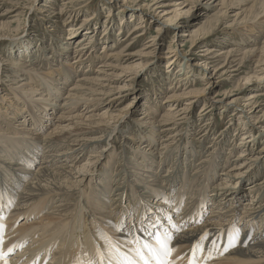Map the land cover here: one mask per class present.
<instances>
[{
  "label": "bare ground",
  "instance_id": "6f19581e",
  "mask_svg": "<svg viewBox=\"0 0 264 264\" xmlns=\"http://www.w3.org/2000/svg\"><path fill=\"white\" fill-rule=\"evenodd\" d=\"M62 1L64 2L61 5L71 3V0ZM182 1H190V4H188L189 7L187 9L184 7L185 12L184 9L182 10L181 8L167 12L163 10L158 11V6H147L148 11L145 12L147 16L149 15L147 19L151 18L153 22L157 21L159 23L156 25L155 33L157 35H152L153 38H155L154 41H156V37L161 32L162 34L168 32L167 27H173L176 30L180 27L187 28L188 25H186V21H182V19L186 14L189 15L193 9L201 6L204 9L210 8L214 10L217 5H222L226 3L225 1L227 0H207L209 2L219 1L220 4L217 3L213 6H211V2L210 4H208V2L202 4V0ZM236 1L240 4L249 3V7L255 8L256 12L252 17L240 19L238 21L236 18L238 13H235L232 15L234 18L233 22L239 23L238 25L251 24L254 30L259 31L261 35H263L264 0ZM184 2H180L179 4L185 6ZM123 4L125 5L127 2L123 1ZM72 6H74V4ZM127 6L129 7L130 5ZM44 8L41 11H44ZM139 9H141V7ZM219 11L222 14L223 11L221 12V8H219ZM10 12H12V10H10ZM172 12L174 13L167 16ZM216 13H219L218 10ZM56 16L55 14V17ZM227 17H230V15ZM92 19L94 18L91 14L90 18L84 20L80 26L74 29L85 30L87 34L89 32L87 29L89 21ZM139 19L140 22L134 24L130 33V35L135 34L132 37V41L137 39L131 44L126 43L128 40H123L121 43L125 44L120 51H117L116 47L121 43L110 46L111 48H108L106 52L107 55L104 54V60L98 63V67L95 70H91L89 66H86L85 69L83 68L84 65H88L89 62H94V55L92 56L91 54V50L93 49V44L91 45V42H93L94 39L88 35L87 37L85 34L79 36L73 42L74 45L71 47V57L73 60L70 61L73 64L69 63L70 66L68 67L65 65L68 64V62L64 64H60L59 62L57 63L58 67L56 70L50 68L48 55L42 51L37 54L35 57L36 59L33 57L28 61L25 59L7 61L3 60L0 56V84L6 81L5 84L8 86H6L5 89L8 91V95L13 96L15 100L14 102H8L9 100L6 101V104L4 103V107L6 108L4 109H2V104L0 103V109H2L3 112L6 110L13 111L15 106L19 107L20 104L21 107L22 105L25 107L30 100L28 98L29 96L32 97L31 101L39 103L37 105L33 104L34 106L42 107L40 104L47 103L44 105L47 107H45L43 111L50 110V112H54L57 109V103H53L49 99L57 96V94L60 93L61 87L66 88L65 96L59 105L60 111H58L55 116L56 121L51 123V130H46V125H42L40 115L35 114L27 106V114L31 115V118L27 124L25 123L26 125L24 124L25 121L19 120L15 123L9 121L8 124L13 125L18 131L9 134L0 131L2 134L0 135V174L6 175L4 178H0V225H2V228H0V264H77L78 261L81 262V264H87L89 260L95 261L97 259L98 247L101 250L105 247L101 233H106L114 241H117L123 252H129L132 245H130L128 241L133 237L140 239L142 242H152L148 233L143 230L148 225L158 227V230L161 232L167 230L174 235V238L171 240V247L174 248V251L169 257V259L173 261V264H187L193 252L197 253L200 264H202L203 261L204 264H264V228H260L256 232H254V230L252 231V228L259 222L260 227H264V180L262 184L258 182L261 184L259 187H256L258 185L257 183L249 188H246V186L242 188V184H238L240 179L250 176L249 174L253 170V165H255L256 168L263 163L262 160L257 162L259 157L255 156L254 158V155L264 152V143L261 149H259V152L252 154L253 148H249L250 144L254 146L257 140L249 139V136L242 138V145L240 146L241 148L246 147L248 154L246 156L244 155V157H242V154H239L235 159H231L232 161L229 160V163H224L226 168L222 169L223 172H220V175H224V179L218 181L216 185H212L213 181H208L210 171L205 172L203 171L204 168L200 166L204 164L203 161L205 160L202 159L204 157H199V163L196 164L197 166L195 165V172H192L191 175L188 171L182 172L183 167L178 166L180 162L176 161L172 166L178 169L168 168V173L162 176H160L161 174L157 175L158 171L154 172L155 167L151 162L155 161L157 158L159 163H157L156 167L158 169L160 166L165 167L167 164L166 161L170 159V156H168L164 158L166 161L163 160V143L162 148H159L157 152L156 158L149 157V155L145 154L143 151L132 150L130 146L129 148L123 146L122 150L126 155L119 157V159L115 161V164L113 163V166L116 165L117 170H115L116 168L111 169L113 173L119 175L120 181H115L116 184L112 196L107 194L100 196L98 194V188H96V182L95 186L91 188V182L95 179V176L97 180H99L101 176L108 175L109 171H107V167L112 164L114 160V151H112L108 145H111L112 142L110 143V139L115 137L119 130L123 132L122 129H119V125H121L128 114V108L126 109L128 105H124L123 107L120 106L124 92L133 89V82L136 75L140 71L146 69L149 63H151V60L153 61L155 58H158L156 45L158 44V40H160V36L157 37L156 42L149 45L144 44L145 47L143 49L131 53L128 51L131 47L136 46L139 40L138 35H142L144 33H142V31L144 30L145 32L147 31L145 29L147 24L145 23V25L142 26L144 17L140 16ZM147 19H145V21ZM212 22L213 18L211 16H208L205 20L195 21L191 24L193 27H189L188 33L185 30L183 32L186 33H181L179 36L186 37L185 39L188 38L191 47L198 44L202 45L205 43L203 42L204 39L213 34L214 29L211 25ZM231 26L232 25H228L227 27ZM120 28L121 27H119V29ZM74 29L71 34L74 33ZM139 31L140 33H138ZM128 32L129 31H127V33ZM185 39H182V41ZM182 41H174L177 44H174L175 49L173 57L178 53L183 56V58L186 56V53H183L182 50H177ZM249 43H253L254 47L246 48L244 51H242V47L240 46L237 48L234 47L221 52L222 54L215 55L214 58L217 57L220 59V57H223V61L226 62L224 66H209V64L214 61H208L209 59L206 55L209 53L214 54V48L213 50H210V48L202 50V54L199 56L203 57V61H194L192 65L194 67L202 65L203 70H206L207 66H209L207 70L208 75L203 73L202 77L213 80L214 78L212 77L223 68H226V73L227 68L241 67L244 66L246 62L252 61L255 64L253 71L255 68H259L260 71H252V73L243 78V80H245V83H251L254 80L259 81L264 78V39L260 41L257 40V42L247 41L245 45ZM65 45L67 46L66 43ZM201 45L199 47H202ZM57 47H59V49L61 48L62 52H59V49L57 51V48L54 49L53 53L57 56L55 60L60 57L59 53L65 55L66 51V47H62V44L58 43ZM168 48L171 49L173 47L170 46ZM43 51L45 52V49ZM148 57H152V59L147 61L146 58ZM167 57L171 58L172 55ZM186 57L185 67L189 68L190 65ZM60 58L62 59L63 55ZM173 59L174 58H171L166 62L165 67L167 69L172 67L176 60H178V57ZM39 65L42 67L40 68L42 70L48 68V73L43 74L41 77L37 76L41 74V71L38 69ZM6 68H8V70H5ZM71 68L80 70V72H71ZM187 73L188 72H186V75H188ZM221 73H223V71ZM178 75L181 74H177L176 77ZM186 75L183 77L178 76L179 78H177V80L179 82L185 80L188 77ZM78 76H80V78H73ZM20 77L23 79H20ZM38 77L39 79H37ZM10 81L11 84H8ZM209 84V81L205 83L206 86H209ZM171 89L172 91H170L172 93L167 96L166 101L172 102V104H168L165 113L160 115L157 120H153L152 124H157L156 127L162 128L165 125L174 126V124L178 123L177 121L184 118L186 112L188 113L190 111L188 105L191 103L190 96L194 95V93L185 92L184 89L182 92L179 91L180 93L178 94L176 93L177 89H175V86ZM204 89L205 88L200 89L199 92H204ZM257 93H252L245 99L246 102L241 101L242 99L239 98L227 100L225 103L227 106L225 107L231 109L232 112L238 115H243L239 118L241 121H253L248 130L243 132L242 136L249 134V132L255 129L256 131H254L251 136L254 135L253 138H255V136L260 135L259 138L262 139L264 138V111L260 108V104L254 101L255 99L251 100L259 95V93ZM47 95L49 98H44V96ZM82 100L85 101V109H79V106L76 107ZM105 100H107V105L111 106V110H107V108L106 111L104 110L101 114L91 113L101 109L100 105L105 102ZM90 102L93 103L87 105ZM212 104L214 103H210L208 108L205 103L202 106L204 110L208 109L211 111V109H213ZM29 106H31V104H29ZM177 106H179V108ZM90 107H92V110H88ZM258 112L260 115L257 114ZM88 113L90 114L87 115ZM4 117L5 114L3 113L0 117L2 119V121H0V127H3L6 123L4 122ZM8 118L15 119L14 116L11 117L10 115ZM83 119L89 123L83 124ZM65 121L66 123H64ZM255 121L257 125L263 124L258 126L262 127L261 130L254 124ZM142 123H144V121ZM173 126H170V129H172ZM162 132L164 131L162 130ZM95 134H99V136L97 137ZM91 135L96 137H92ZM31 136L35 139L30 138ZM4 138L9 141L18 138L36 141V143L34 142L32 145L33 149L31 154L24 160L25 164L22 165V171L15 169L19 164L17 161L13 160L14 162L10 164L7 161L11 159L3 157V151L5 150L4 153H8L9 150L6 148L7 145L2 143ZM100 140L105 141L102 149L97 152L90 150V153L87 155L91 157H87L86 153L89 147L92 148L101 142ZM124 145L126 144L124 143ZM105 147H107V149H103ZM129 154L133 158L132 160L135 161L134 164L130 161L131 157ZM137 156L144 157H142L141 161H138ZM104 158H106V162L101 165L98 170L95 169V167L98 166L97 163ZM246 160H248V162ZM36 164H38V169L36 171L30 170L32 165ZM26 167H30L29 170H27ZM152 167L154 168L152 169ZM160 169L161 172H165L163 168ZM140 170H143V172ZM169 170L171 171L169 172ZM213 174L214 177H218L216 170ZM146 176H152V180L156 181V185L159 181L161 183H166L164 186H160L161 183H159V186H157L156 189L154 188L155 191L152 189L150 193L147 190L149 184L145 181L147 179ZM139 177L143 178L140 179ZM197 177L199 180H196ZM188 178L190 181L199 184V189L203 191L200 197H196L197 192L193 191L189 186L184 185L183 181L188 180ZM6 180H11V183L9 182L7 185ZM20 189L23 190L19 192ZM246 191L248 195H251L249 196L250 201L247 203L245 202L243 208L239 210L238 208L242 205L240 201L246 197ZM165 192L168 193L165 194ZM150 198H154L151 205L149 203ZM53 200H56V204L52 202ZM209 202L215 205L214 208L212 207L213 209L211 208V212L206 210V204ZM187 205L189 206L187 207ZM43 208L44 214L40 217L39 215H41ZM166 208H169L170 211L167 212ZM46 210H48V212ZM206 212L210 213L209 216L207 215V218ZM22 214L26 217L25 219L28 220L33 218L34 215H38L40 219L33 223L30 222L29 224H26V221L25 224L21 222L22 225L15 227V224H13L15 217ZM8 215L13 217V219L11 218L12 221L9 223L7 221L10 217L4 219V216ZM124 215H126L128 220L120 224L121 232L118 234L119 237L110 234L111 232H109L108 229H112V227L106 228L104 226L106 224L107 226H110V224L117 225L120 219H124ZM174 216L178 219L177 221L174 220ZM236 221L243 225L239 238L235 237L236 229H238V223L234 226ZM186 223L187 227L189 225L193 226L186 229L184 228V224ZM233 227H235V230H232L231 233L235 238L230 245L228 239L229 235L223 233H228L230 228ZM248 231L249 233H246ZM250 231L253 232L251 235V238L253 237L252 239L250 238ZM221 235L224 236V241L219 248L221 247L223 252L225 248H227L225 252L226 254L228 252L230 258L222 261L218 259L221 262L212 261L208 258L209 256L207 257V254L210 255L214 253L213 257L217 256L215 255V251L218 250L217 245H219V243H215L214 241L217 237L219 240ZM210 236L211 238L214 237L213 241L205 242V238ZM214 243L216 247H213ZM197 245H200L203 251H201L200 248L197 249ZM23 248H25V250L22 252L21 249ZM7 254H11L9 259H5ZM16 258L17 260H15ZM48 259H50V261L46 263ZM105 264H107V261H105Z\"/></svg>",
  "mask_w": 264,
  "mask_h": 264
},
{
  "label": "rangeland",
  "instance_id": "374dc122",
  "mask_svg": "<svg viewBox=\"0 0 264 264\" xmlns=\"http://www.w3.org/2000/svg\"><path fill=\"white\" fill-rule=\"evenodd\" d=\"M123 1L127 2V4L124 5ZM63 2L64 1L62 0H35V1L33 0H0V56L1 58L7 61L9 60L17 61V60H23V59L28 61L29 59H32L33 57L34 59H36L35 57L37 56V54L42 51L43 53L48 55V59L50 62V68L56 70L58 67L57 63L59 62L60 64H64L68 62V64H65L68 67L70 66L69 63L73 64L70 62L73 60L71 57L72 56L71 47L74 45L73 42L75 41L76 38L85 34L86 36L88 35L89 37L94 39L93 42H91V45L93 44L92 45L93 49L91 50V54L92 56L94 55V62L93 63L89 62V64L84 65L83 68L85 69L86 66H89L91 70L92 69L95 70L98 67V63L104 60L105 58L104 54H106V52L108 51V48H111L110 46H115L123 42V40L125 39L128 40L126 43L131 44L137 39L136 38L134 41H132V37L135 34L130 35V33H131V29L133 28L134 24L136 23L138 24L140 22V19H139L140 16L144 17L143 19L144 23L142 24V26L145 25L146 23L147 26L145 27V29L147 31L145 32L144 30L142 31V33L144 32L142 35H138L139 40L137 41L136 46L131 47L130 50L128 51L131 53L136 50L143 49L145 47L144 44L145 45L152 44L153 42H156L157 37L160 36V40H158V44L156 45L158 48V49L156 48L157 50L156 53H158V58H155V60L153 61L151 60L152 57L146 58L147 61L151 60V63H149L146 69H144L143 71H140L136 75V77L134 78V82H133L134 83L133 89H130V90H127V92H124V96L122 98V103L120 106L123 107L124 105L125 106L128 105V107H126V109L128 108L127 109L128 114L125 117L126 119L124 118V121L121 123V125H119L120 127L119 129H122L123 132L119 130L118 134L115 137L110 139V143L112 142L111 145L110 144L108 145V147L110 146V149L114 151V160L112 161V164H110L107 167L108 168L107 171H109L108 175L101 176L99 180H97L95 176V179H93V181L91 182L92 184L91 188L92 186L93 187L95 186V182H96L97 184L96 188H98V194L100 196L105 195V194L112 196L115 184L117 181H119V175L113 173V170L111 169L116 168L115 170H117L116 165L113 166V163L115 164V161H117L119 157H123L124 155H126V153H123L124 152L122 150L123 146H127L128 148L130 146L132 150L143 151L145 154L149 155V157L156 158L159 148H162V144L164 143L165 145L163 144L164 146L163 148L165 150L162 148V152H164L163 160H165L164 159L165 157L170 156V159H168V161L165 160L167 162L166 166L165 167L160 166V168H163L165 172H161L160 168L157 169L156 166H157V163H159L157 161L158 160L157 158L155 161L151 162V164H153V166L155 167L154 172L158 171L159 173L157 172V175L161 174L160 176L168 173V168L178 169L177 167L172 166V164L176 162H180V165L178 164V166L183 167L182 172L188 171V173L191 175L192 172H195L194 168H195V165L199 163V157H204L202 159L205 160L203 162L204 164L205 163L206 164L205 165L203 164L200 166L201 168H204L203 171L205 172L210 171L209 172L210 177L208 178V181L209 182L213 181L212 185H216L218 181L224 179V175H220V172H223L222 169L226 168V165H224V163H229V160L232 161L231 159H235V157L239 154H242V157L248 154V150H246L247 149L246 147H243V148L240 147L242 145V138L249 136V139L257 140V143L254 146H251L250 144L249 148H253L252 154L260 151L259 149H261L262 144L264 143V138L260 139L259 138L260 135L255 136V138H253L254 135L251 136V134L254 131H256L255 129L252 132H249V134H245L242 136L243 132L248 130L250 124H252L253 121H250V122H248V120L241 121V119L239 118H241L243 115H238L235 112H232L231 109H227L225 107L227 106L225 105L227 100H230L233 98H239V99H242L241 101L246 102L245 99H247L252 93L256 94L258 92L259 95L255 96V98L251 100L255 99L254 101L260 104V108L262 109V111H264V78H262L259 81L254 80L251 83L249 82L245 83V80H243V78L247 77L248 75L252 73L255 67L254 62L248 61L246 62V64H244V66L237 67L239 69H237L236 67L227 68L226 73H225L226 68H223L217 74H215V76L212 77L214 78L213 80L202 77L203 73H205V75H208L207 70L209 69L210 65L212 67L213 65L214 66L218 65L217 67L226 65V62H224L222 59L223 57H220V59H218L217 57L214 58L215 55L220 54L223 51L229 50L230 48H234V47L237 48L239 46L242 47V51H244L246 48L254 47L253 43H249L248 45H245L247 41L257 42V40L260 41L261 39H264V32L262 33L263 35H261L259 31L254 30L251 27V24L238 25L239 23L233 22L234 18L232 15H234L235 13H238L236 17L237 21L240 19L250 18L255 14L256 9L250 8L249 3L240 4L236 0H227L225 1L226 3H223L222 5H217L216 9L214 10L210 8L204 9L203 7L200 6L198 8L193 9L189 15L186 14V16L182 19V21L184 20L186 21V25H188L187 28L180 27L176 30L173 27H167L168 32L163 33V34L161 32L156 37V41H154L155 38H153L152 35L156 34L155 33L156 25L159 23L157 21L153 22L151 18L147 19L149 17V15L147 16V14H145V12L148 11L147 6H151V7L158 6V11L163 10L167 12H170L173 9L175 10V9L181 8L182 10L184 9V12H185L184 7H186L187 9L189 7L188 4H190V1L184 2L182 0H174V1H169V0H129V1L127 0H71V3H68L66 5H61ZM180 2H184L185 6L180 5L179 4ZM204 2H208V4H210L211 2V6L219 3V1H214V2L212 1L209 2L207 0L201 1L202 4ZM73 4L74 6H72ZM171 4H176V5H171ZM127 5H130V6L128 7ZM140 7L141 9H139ZM43 8H44V11H41ZM219 8H221V12L223 11L224 13L222 12L221 14L219 11ZM10 10H12V12H10ZM217 10L219 13H216ZM173 13L174 12L170 13L167 16H170ZM55 14L57 15L56 17H55ZM91 14L94 19L89 21V26L87 27L89 32L87 34L85 30L82 31L81 29H74L77 26H80L84 20H87L88 18H90ZM229 15L230 17H227ZM208 16H211L213 18V22L211 23L212 28L214 29L213 34H211L206 39H204L203 42L205 43L202 45L200 44L202 47H199L200 46L199 44L191 47L190 42L188 41V38L185 39L186 37H181L179 35L181 33H186V32H183L185 30L188 33V30L190 29L189 27H193V25L191 24H193L195 21L205 20ZM145 19L147 20L145 21ZM228 25H232V26L227 27ZM119 27L121 28L119 29ZM73 29H74V33L71 34ZM127 31L129 32L127 33ZM138 33H140V31ZM182 39H185L186 41L185 40L182 41ZM174 41H182L179 44L177 50L180 49L182 50L183 53H186L187 57L186 56L185 57L188 59V64L190 65L189 68L185 67L186 66L185 57L183 58V56H181L179 53L175 57H173L174 49H175L174 44H177ZM58 43L62 44V47L65 46L66 51H65V55L63 53H59L60 57H62L63 55L62 59L59 57L58 59L55 60L57 56H55L53 52L55 48H57L56 50L58 51L59 49V47H57ZM65 43L67 44V46L65 45ZM124 44L125 43H121L118 47H116L117 51L122 50L123 49L122 47L124 46ZM170 46L173 48L169 49L168 47ZM205 48H210V50L211 49L213 50L214 48L215 51L213 52L214 54L209 53L206 55V57H208L209 59L208 61H214V62L209 64L206 70H203L202 65L198 67H194L192 63L194 61H200V62L203 61V57L199 55L202 54L201 52L202 50H206ZM44 49H45V52L43 51ZM59 52H62L61 48L59 49ZM169 52H172V53H169ZM170 55H172L171 58H174V59L178 57V60H176V62L172 65L170 69H167L165 67V64L167 61L171 59L167 57ZM135 61H138V60H135ZM40 68L42 67L39 65L38 69L39 71H41V74L37 76L41 77L43 74L48 73V68H44L43 69L44 71ZM5 70H8V68H6ZM70 70L71 72H75V71H77L78 73L80 72V70H76L72 68ZM222 71L223 73H221ZM254 71L258 72L260 71V69L255 68ZM186 72H188L187 73L188 75H186ZM177 74H181V75H178L179 77L181 76L183 77L185 75L188 77L185 80H182L179 82L177 80V78L179 77L178 76L176 77ZM73 78L78 79L80 78V76L73 77ZM20 79H23V78L20 77ZM37 79H39V77ZM208 81L210 82V84L209 86L207 85L208 86L207 87L205 83ZM5 82L6 81H3L0 84V103L2 104L1 105L2 109L6 108L4 107V103L6 101L8 100H9L8 102L15 101L13 96L8 95V91L5 89V87L8 85H6ZM8 84H11V81ZM174 86H175V89H177L176 93L178 94L184 91V89H185V92L194 93V95L190 96L191 103L190 105H188L190 111L188 113L186 112L184 114V118L177 121L178 123L174 124V126L165 125L162 128L156 127L157 124L156 125L152 124L153 120H157L160 117V115L165 113V109L168 108L167 105L172 104V102L166 101V99H167V96H169V94L172 93L171 88H174ZM202 88H205L204 89L205 91L199 92V90ZM65 93H66V88L61 87L60 93L57 94V96L49 99L53 103H57L56 105L57 109L54 112H50V110L43 111V109L47 107V106H44L47 103L40 104L42 105V107L34 106L33 104L37 105L39 103H35L31 101L32 99L31 96L28 97L30 100L28 101V104L25 107H23V105L21 107V104H20L19 107L15 106L13 111L6 110L3 112L2 109H0V112H1L0 117L4 113L5 114L4 122H6L5 125H3V127L2 126L0 127V131L7 132L8 134L13 133L14 131L16 132L18 131L13 125L8 124L9 121H11V123H15L20 120V121H25L24 124L25 123L27 124V122L31 118V115L27 114V106L35 114L40 115L42 119V125L44 124L46 125V130L48 131L51 130L50 129L52 125L51 123H54L56 121L55 116H56V113L60 111L59 105L62 102L63 97L65 96ZM43 94H46V93H43ZM47 97L49 98L48 95L44 96V98H47ZM84 102L85 101L82 100L81 102L77 104L76 107L79 106V109H85L86 106H84L85 104ZM92 103L93 102H90L87 105H91ZM204 103L206 104L207 108L209 107L208 105L210 103H214L212 104L213 109H211V111H209L208 109L204 110V107L202 106ZM29 104H31V106H29ZM180 104H183V103H180ZM106 105H107V100H105V102H103L100 105L101 109L95 112L93 111L91 113L101 114L103 113L104 110L106 111L107 108H108L107 110L112 109L111 106H108V105L106 106ZM177 107L179 108V106ZM88 110H92V107L88 108ZM89 114L90 113H88L87 115ZM257 114L260 115L259 112ZM9 115L11 117L14 116L15 119L8 118ZM0 121H2L1 118H0ZM143 121L144 123H142ZM64 123H66V121ZM82 123L88 124L89 122L84 120ZM256 123L257 122L255 121L254 124L257 127L260 125H263V124L257 125ZM170 126H173L172 129H170ZM258 128L260 130L262 129V127H258ZM162 130L164 132H162ZM0 135L2 134L0 133ZM95 135L97 137L99 136V134H95ZM34 136H37V135H34ZM96 136H92V137H96ZM30 138H34V137L31 136ZM10 141L7 140L6 138L3 139L2 143H5L7 145L6 148H8L9 150H8V153H4L5 152L4 150L2 155L4 158L11 159L7 161L10 164H12L14 161H17L19 164L15 167V169L22 171V165L25 164L24 160L27 159V157L31 154L32 149H33L32 145L34 142L36 143V141L31 140V139L22 140L21 138H18L16 140H10ZM100 141L101 142L99 143L97 142L98 144H96L92 148L89 147L88 152L86 153L87 157L89 158L91 157L87 155L90 153L89 152L90 150L97 152L100 149H102V146L105 144V141L104 140L103 141L100 140ZM124 143L126 145H124ZM168 147H170L171 149ZM103 149H107V147ZM255 156L259 157L257 162L259 160H262L263 163L257 166L256 168H255V165H253L252 167L253 170L251 169L252 172L249 174L250 176L240 179L238 184H242L241 185L242 188H244L245 186L246 188H249L250 186L256 185V183L258 184L256 187H259V185H261L262 181L264 180V152H260L254 155V158ZM142 157L137 156L138 161L139 160L141 161ZM132 159L133 158L131 157L130 161L132 162V164H134L135 161H133ZM246 161L248 162V160ZM105 162H106V158H104L102 161L97 163L98 166H96L95 169L98 170V168H100V166L103 165ZM37 165L38 164L32 165L31 168L30 167H26V168L27 170H29L30 168V170L32 169L36 171L38 169ZM154 167H152V169ZM215 170H216V174L218 173V177H214L213 173ZM140 171L143 172V170H140ZM170 171L171 170H169V172ZM5 176H6L5 174H0V178H4ZM139 178L142 179L143 177H139ZM146 178L147 179L145 181L148 182L149 184V186L147 187V190L148 192L151 193L152 189L154 188L156 189L157 186H159V183L161 182L159 181L158 184L156 185L155 183L156 181L152 180V176H146ZM196 180H199L198 177L196 178ZM10 181L11 180H8V181L6 180V184L8 185ZM258 182L261 184H259ZM165 183H161L160 186H164ZM183 183L185 186H189L193 191L197 192L196 197H200L202 195L203 191L199 189L198 187L199 184H196L193 181H190L189 178L188 180L183 181ZM155 189L153 191H155ZM22 190L23 189H20L19 192ZM167 193L165 192V194ZM246 193H247L246 197H244V199L240 201V204L242 205H240V207L238 208L239 210L243 208L245 202L247 203L248 201H250L249 196L251 195H248L247 191ZM166 196H170V195H166ZM153 200L154 198L149 199L150 205ZM52 202L56 204V200H53ZM188 206L189 205H187V207ZM212 207L213 208L215 207V205H213L212 202H209L206 204L207 211L211 212V210L213 209ZM43 211H44V208L41 211V215H39L40 217L43 216L44 214ZM46 211L48 212V210ZM166 211L169 212L170 211L169 208H166ZM209 212H206V218L210 215ZM10 216L9 215L4 216V219L9 218ZM39 216L34 215L33 218H30L28 220V219H25L26 217H24V215L22 214V215H19L18 217H15L13 224H15V227H17L19 225H22L21 222H23L24 224H25V221H26V224H29L30 222L33 223L40 219ZM11 218L13 219V217H10V219L7 221L8 223L12 221ZM127 220L128 219L126 218V215H124V219L123 220L120 219L117 225L110 224V226L109 225L107 226L106 224L104 227L106 228L112 227V229L110 228L108 229V231L111 232L110 234H114L119 237L118 234L119 232H121L120 224L126 222ZM174 220L177 221L178 219L175 218ZM259 223H257L252 228V231L254 230V232H256L258 229L264 228V227H260ZM236 224L238 227L236 231L237 230L238 232L240 231L238 235V238H239L241 236V229H243L242 228L243 225H241L240 222L238 221L235 222L234 226H236ZM191 226L189 225L188 227H191ZM188 227H187V223L184 224V228L187 229ZM232 230H235V227L230 228L228 233L226 232L223 234L229 235L232 232ZM252 231H250V238L253 233ZM246 233H249V231ZM213 239L214 237L212 238L211 236L207 237L205 238V242L207 241L212 242ZM223 241H224L223 235H221V238L219 240H218V237L215 239L214 242L219 243V245H217L218 250L215 251V255L217 256L213 257L214 253H211L210 255L207 254V257L209 256L208 258H210L212 261L221 262L222 260H228L230 258V255L228 254V252L226 254L225 251L223 252V249L221 247L219 248V246L223 243ZM234 248H238V247H234ZM24 250L25 248L21 249L22 252ZM201 251L203 250L201 249ZM10 257H11V254H7L5 256V259H9ZM218 259H220L221 261ZM15 260H17V258ZM49 261L50 259H48L46 263H49Z\"/></svg>",
  "mask_w": 264,
  "mask_h": 264
},
{
  "label": "snow or ice",
  "instance_id": "6c2138e0",
  "mask_svg": "<svg viewBox=\"0 0 264 264\" xmlns=\"http://www.w3.org/2000/svg\"><path fill=\"white\" fill-rule=\"evenodd\" d=\"M2 228V225H0ZM148 233L150 240L153 242L141 241L140 239L133 237L128 241L132 247L129 252H123L120 249L119 243L114 241L106 233H101L105 247L101 250L97 248V259L95 261L89 260L87 264H173V261L168 259L174 248H172L171 240L174 235L167 230L161 232L158 227L148 225L143 229ZM238 230L235 232V237H238ZM229 244L231 245L234 236L232 233L229 234ZM201 246L197 245L199 249ZM213 247H216L215 243ZM227 248H225V251ZM81 264V262H77ZM189 264H194V261H190Z\"/></svg>",
  "mask_w": 264,
  "mask_h": 264
}]
</instances>
